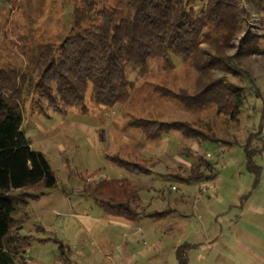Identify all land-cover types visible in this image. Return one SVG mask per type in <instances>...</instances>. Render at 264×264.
Returning <instances> with one entry per match:
<instances>
[{
  "label": "trees",
  "instance_id": "16d2710c",
  "mask_svg": "<svg viewBox=\"0 0 264 264\" xmlns=\"http://www.w3.org/2000/svg\"><path fill=\"white\" fill-rule=\"evenodd\" d=\"M72 5L67 34L58 43L52 39L38 42V77H29L30 86L52 103L54 111L69 105L82 108L87 91L94 105L134 107L146 99L150 86L160 99L178 101L187 109L214 107L215 114L234 121L248 108L251 97H261L249 72L240 68V53L257 52L264 45V33L258 37L246 31L248 9L242 0H113L110 4L72 0ZM252 5L264 7L256 0ZM241 31L244 35L236 46V35ZM203 42L213 53L201 48ZM233 47L236 51L228 53ZM150 63L163 71L182 64L195 69L194 88L174 91L141 81ZM214 68L222 74L215 76ZM228 72L242 74L246 85L228 81ZM16 88V77L0 71V264H15L34 240L23 225L28 217L27 197L34 195L27 189L57 187L47 160L21 129L22 104L12 96ZM127 125L139 129L147 140L161 138L172 126L181 128L184 136L201 139V143L218 140L186 121L166 122L141 113L130 115ZM258 140L263 142L260 131H249L243 144L246 167L255 174V184L260 166L253 163V152L258 148L252 145ZM105 156L115 166L137 175H167L184 182L215 176L214 162L205 153L174 175L156 171V161L149 158ZM138 188L129 178L104 177L83 183L79 192L113 215L133 218L141 206ZM178 256L180 264H185L186 257Z\"/></svg>",
  "mask_w": 264,
  "mask_h": 264
},
{
  "label": "rangeland",
  "instance_id": "374dc122",
  "mask_svg": "<svg viewBox=\"0 0 264 264\" xmlns=\"http://www.w3.org/2000/svg\"><path fill=\"white\" fill-rule=\"evenodd\" d=\"M97 1L100 4H110L113 0ZM242 1L248 9L246 31L258 37L262 36L264 7L255 8L252 5L253 0ZM256 1L264 4V0ZM72 8V0H0V71L12 74L17 79V88L12 96L22 104L21 129L29 138L32 147L47 160L57 181V193H67L74 204L77 199L75 184L93 183L106 176L129 178L136 182L135 175L115 166L105 155L128 160L149 158L156 161V171L174 175L182 173L183 169L198 161V154L204 153L214 162V178L184 182L176 181L171 176L156 174V177L164 181L159 189L164 192L161 193V198L183 194L182 200H177L176 203L178 210L185 212V218L192 217L196 212L200 214L205 206L203 201L211 197L212 193H243L244 197L249 193H264V118H260L264 114L261 111L264 109L263 44L257 52L240 53V68L249 72L260 90L261 97H251L248 108L242 109L234 121L228 120L224 114H215L214 107L187 109L178 101L160 99L152 92L150 86L147 88L146 99H140L139 104L134 107L129 104H115L111 107L94 105L88 100L87 91L82 108L69 105L54 111L52 103L37 92L35 87L30 86L29 77L32 76L34 80L38 77V42L45 39H52L57 43L61 41L69 30ZM243 35L244 31L236 35V46ZM201 48L211 53L214 51L207 42L201 43ZM234 51L236 48L233 47L227 52ZM196 73L195 69L184 64L176 69L163 71L150 63L148 72L141 81L151 85L162 84L174 91L180 87L190 91L195 86ZM212 73L218 76L222 74V70L214 68ZM227 78L240 86L247 83V79L240 73L228 72ZM136 113L166 122L186 121L201 133H212L218 140L201 143V139L184 136L181 128L177 126H172L170 131L159 139L147 140L139 129L127 125L130 115ZM253 130L260 131L263 140L254 141L252 145L253 148H258V151L253 152V163L260 166L256 184L255 174L246 167L243 145L248 132ZM173 185L177 189L172 190ZM41 189L43 188L39 185L27 190L34 193V190ZM44 190L45 193H55ZM170 201L171 199L167 202L171 204ZM168 206L163 200L154 205L160 209H166ZM52 218L60 221L64 216L57 214ZM161 219L167 230L162 239L170 241L171 232L174 230L171 229L173 217L164 216ZM35 224H38V221L28 222L29 231L34 230ZM180 228L183 226L180 225ZM32 234L39 238L53 237L36 230ZM63 242L67 252L69 241ZM21 254L22 258L15 264H25L22 261L26 259H29L26 264H32L33 258L40 259L44 264H59L58 261L68 257L60 255V249L53 241L47 242L44 247L39 246L36 240L32 241L29 250Z\"/></svg>",
  "mask_w": 264,
  "mask_h": 264
},
{
  "label": "crops",
  "instance_id": "0c3cea01",
  "mask_svg": "<svg viewBox=\"0 0 264 264\" xmlns=\"http://www.w3.org/2000/svg\"><path fill=\"white\" fill-rule=\"evenodd\" d=\"M133 175L136 182L130 180L139 187L142 201L139 214L133 218L107 212L81 195V184H75L74 204L67 193H57V187L50 189L55 193L34 190L33 197H27L28 217L23 225L29 230L28 222L38 221L29 233L36 230L53 236L39 238L33 234V241L41 247L55 242L60 255L68 256L59 264H180L179 253L186 257L185 264H264V193L245 197L243 193H212L203 201L202 212L187 219L177 207L183 194L163 199L161 178ZM160 200L169 206L155 208ZM57 214L64 218H52ZM164 216L173 217L170 241L162 239L167 232L160 221ZM63 241H69L67 252ZM33 259L32 264H44Z\"/></svg>",
  "mask_w": 264,
  "mask_h": 264
},
{
  "label": "built area",
  "instance_id": "2783aa9c",
  "mask_svg": "<svg viewBox=\"0 0 264 264\" xmlns=\"http://www.w3.org/2000/svg\"><path fill=\"white\" fill-rule=\"evenodd\" d=\"M171 188H174V186H172Z\"/></svg>",
  "mask_w": 264,
  "mask_h": 264
}]
</instances>
